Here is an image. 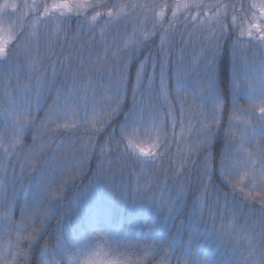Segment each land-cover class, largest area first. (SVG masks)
<instances>
[{"label":"snow or ice","instance_id":"snow-or-ice-1","mask_svg":"<svg viewBox=\"0 0 264 264\" xmlns=\"http://www.w3.org/2000/svg\"><path fill=\"white\" fill-rule=\"evenodd\" d=\"M170 7V5H168ZM134 7L148 8L152 10L151 5L137 4ZM192 5L185 4L184 9L189 12L188 16L184 17L185 23H188L191 19L192 25L195 26L197 21L206 23L207 20H201L203 17H208L207 12H203L199 15H193L190 11ZM195 7L206 8L209 5L203 3H197ZM216 8H223L225 11L224 20L225 23L220 24L219 20L217 24L212 25L207 31L203 33L207 39V44L203 49V55L197 62V68L199 74L197 75L199 89V98L202 101V105L205 109H208V127L204 129L201 136L204 137L203 142L199 147L190 149L189 154L184 156L181 152V156L185 159V166H182L180 171H177L174 167H171L173 173L172 176H168V169L164 170L165 180L164 185L169 189L168 196L165 200L163 192L158 198L153 191V182L151 179L144 185L140 184V179H144L143 176L136 180V187L133 189L132 194L122 193L119 197L115 193V171L111 168V163L120 160V171L124 170V161L133 160L135 153H139L136 157L139 160L141 157L151 159L153 163L156 162L157 157L163 161V156L171 151L168 146V140L166 138L167 120L164 121L163 131L165 132V138L161 141L159 138L149 147H144L140 144L137 137L141 135L140 128L145 121H156L159 119L158 114L153 115L148 106L138 108L135 97L133 107L124 112V119L119 126V139H117L116 130L109 134L108 139L105 141L107 145H114L105 151V145L100 146V152L98 159L100 160L98 168L91 169L93 179L89 183L82 186L81 196L75 199H65V195L56 196L57 192H60L59 188H54L52 181L56 180V173L64 174L66 168V162L58 157L55 150L51 148L49 143L44 142V137L59 134L58 131L50 133L48 125L55 123L50 120L51 115H55L59 119V114L54 109L59 108L64 110L71 105L79 107L81 97H87V87L78 88L77 83L81 85L85 84V75L90 71L92 74L100 70L108 71L107 65L112 63L115 71L116 68H120L121 65L126 67L123 57L126 55L128 60L131 61L134 55L138 56L142 51V48L146 46L141 43L134 50L129 51L125 46L123 49L119 47L118 41L113 39L112 45H116L115 50L110 46L107 37L111 35V31L114 28L113 16L117 13L118 6L109 0H52L51 3L48 0H33L31 4H28L25 0L24 3H4L0 4V82L6 81L5 90L2 96H0V105H3V135H0V161L7 160V164L4 167V178L6 183H12L13 185L19 184L22 181H27L31 185V199L37 202V206L43 209L42 212L37 213L32 211V222L27 223L28 213L32 210V204L20 205L23 208L22 224L20 226H14L16 231H22L29 233V229L32 231L28 234L27 245L31 246L34 241L39 239V229L43 228L44 222H46L51 215L52 203H61L65 207V215L72 216L78 214L84 202L87 200L88 193L97 184H103L112 195L113 199H118L121 204H149L157 212L158 215H163L166 219H175L177 209L182 208L186 203V198L190 197L192 200V210L188 213L191 217V224L186 229V238L181 236L180 244L177 246L176 237L179 232L171 234L170 239L161 238L159 240L153 239L151 242L145 240L143 244L137 242L135 245L136 251H142L147 254L151 253L154 258L161 251L164 252V259L167 260L175 251H180L181 255L177 257V264H215L213 258L208 256L207 258L197 257L195 262L188 259L192 254L194 246H200L204 243L216 242L223 244L225 247L231 245L233 249V256L235 250L241 245H245L244 251L248 253L247 256L241 255L240 260H229L228 264H264V154L260 157V171L257 174L253 171L249 174L247 171L240 174L241 163H238L240 158L237 156V152H248L244 146L245 144L251 145L252 139L256 133L253 130L252 135H248V128H255L254 125H250L249 122H243L245 124L244 132L241 133L239 139L235 132L231 130V126L225 130L224 133V149L219 155V172L223 180V189H231L232 195H239L244 193L245 187H248V192L244 195L242 202H236L233 200L231 209L229 211V195L228 191H221V195L224 199V207H219V197L216 200L218 212L212 216V224L209 226L204 220L203 215H197L196 209L200 207V187L204 186L205 202L207 200V184L212 183L211 177L207 181L203 179V174L209 171V161L206 156L208 147L210 146L209 137L215 138L212 132L213 126L223 127L222 122L218 119L216 112L217 108L221 105L220 95L216 86V58L217 55L225 49L226 44L230 41L232 62H233V92L237 98V103L234 104V110L236 112L244 111L251 112L253 115L256 111L253 101L256 93L246 86L245 81L248 76L249 66L247 63L238 65L237 58L235 57L236 45L239 43L245 49L255 48L260 52H264V0H260L259 5L255 2L248 3L247 0H242L237 3H224L215 5ZM232 9V19L228 21L227 12L228 8ZM11 9V11H9ZM27 9V11H24ZM258 9V11H257ZM102 10H106L102 11ZM19 15H16V14ZM242 13V15H241ZM155 15H160L155 13ZM15 16V20L10 19V28L6 34L2 27L5 17L11 18ZM153 19L152 17H146L147 20ZM172 19H177V12L172 11ZM239 20V24L236 21ZM101 21L104 22V26H101ZM75 25V28L72 26ZM100 27V34L97 36L96 28ZM157 28L161 33L160 48L164 49L167 34L170 29H173L171 21L169 22V28H164L163 21L156 24L153 20L152 35L156 34ZM87 29L88 35L92 36V41L89 43V50H96V59L93 60L92 56L88 57L87 62L81 60L79 66L76 69H72L71 66L65 69V76L68 77V73L71 72L72 83L65 85L64 89L56 87L57 68L55 64L52 65V80H48L47 67L43 64L39 56L40 42L42 39H46L51 47V39L56 37L59 42L60 34L63 33L64 40H69L68 33H74L72 42H75L76 38L85 33ZM238 30V34L237 33ZM35 44V47L33 45ZM101 50L103 55H101ZM171 53V48L168 49ZM152 59L155 65V60L151 54L145 58V61L140 62V67L136 71L137 83L133 87L134 93L143 89L141 92V100L144 99V94L147 92H153V84L155 74H148L146 69V61ZM71 60V58H69ZM60 65L64 67V61H60ZM89 65L91 68L89 69ZM26 67V71H23ZM15 69L16 83L13 85L12 74ZM43 69V82L49 88H56V95L53 97V104L49 106L43 118H39V126L33 128L37 124V117L33 115V106L25 99L24 102H19L18 98L21 94L25 97L28 96V88L21 85L20 76L24 74L29 80V84L33 78L40 81V71ZM261 71L264 72V61H262ZM173 73L171 67V61H169V78ZM120 76L128 81L129 77L124 75L123 70L120 71ZM143 77H147L148 84L143 83ZM190 78V77H189ZM91 75H88L87 85H91ZM181 81L177 79V84ZM170 86V85H169ZM119 81H117V98H119ZM9 88L12 89L9 92ZM165 89V72L164 63L161 61L160 71V90ZM179 90V89H178ZM194 95L196 89L193 90ZM248 93H251L248 95ZM247 95L248 108H244L239 104V100ZM262 106H259V117L256 119L259 121V128L261 130V151L264 153V79L261 80V87L259 90ZM39 96V93H37ZM63 97V100H61ZM111 99V98H109ZM111 108V105H108ZM224 109V105H223ZM120 111V106L117 104L115 108L108 113L109 119ZM75 114V113H74ZM66 120V117H65ZM87 121L85 120V123ZM67 126V125H65ZM59 125H56L57 130ZM28 130L33 132L32 143L25 146L22 142L21 133H25ZM11 133V134H9ZM200 139V137H198ZM133 141H136L135 143ZM51 143H59L54 139ZM89 145L92 146L93 152H95V144L91 138L88 139L87 144H82L84 148V156L88 155L87 149ZM123 146V152L121 147ZM235 149V151H234ZM131 150V152H129ZM192 151H195L196 156L193 158ZM23 153L26 163H21L19 156ZM52 153V155H49ZM110 154V162L108 168H105L104 162L101 159L105 155ZM254 150L248 152V159L243 160V166L246 168L248 163L255 164L252 160ZM34 161L35 163H31ZM188 161H192L191 167L198 173L196 176V183L192 182L191 174L185 177V170ZM20 163L21 171L20 175L16 174L15 164ZM82 163V161H81ZM216 158L212 159V171L216 170ZM202 167H197V165ZM12 168L11 178L8 175V168ZM29 168L31 171L25 175L24 169ZM75 171V169H74ZM81 171H76V174L72 177L73 180L80 177ZM133 171L130 176H135ZM239 176L241 180L245 177L248 178L249 183L244 187H240L238 192L236 190L235 178ZM155 179L159 181L160 177L156 176ZM217 188L220 185H216ZM8 198H5V204H7ZM45 202L47 206H45ZM259 202L260 208V220L257 224L253 225L247 217L255 215L253 211V205ZM211 211V209H209ZM216 215L222 216V223L217 225L215 223ZM40 220L41 224L37 226L36 221ZM241 221H244L241 223ZM183 225V219L180 221ZM201 225H204L202 228ZM9 226H13V222L9 220ZM146 227H153L152 225H146ZM257 227L259 231L257 232ZM99 223H92L87 225L81 230L75 229L70 223H61L56 236L57 245L53 246L51 253L48 251V244L43 247L42 256H48L49 259L41 261L37 260V264H62V260H58L57 256H62L65 253H71L76 255L81 249L88 250L92 248H98L95 254L99 256L103 251V247L107 246V253L117 257H124L130 254L129 250L133 248L131 241L127 239V233L118 232L109 228V231L104 235H98L97 233L103 231ZM21 237L16 238L15 247L18 249L24 247L20 243ZM127 241V242H126ZM167 244V248H165ZM114 245V246H113ZM123 249V251H121ZM14 259L9 261L4 255L0 254V264H26V258L29 255L28 252L17 251L12 254ZM87 264H143V262H133L127 259H102L92 261L89 260Z\"/></svg>","mask_w":264,"mask_h":264},{"label":"trees","instance_id":"trees-1","mask_svg":"<svg viewBox=\"0 0 264 264\" xmlns=\"http://www.w3.org/2000/svg\"><path fill=\"white\" fill-rule=\"evenodd\" d=\"M159 1H157L158 4H156L157 5L156 9L160 7H164L165 19L163 17L162 20L164 28H169L170 21L174 28V31L173 29H170L167 34L164 49L160 48L161 33L157 28L156 34L152 35L151 32L149 37L143 42V44H145L146 46L142 48V51L139 53L138 56L134 55L131 61L128 60L126 55L123 57L125 64L127 65L126 67L121 65L120 68L118 69L116 68L115 71H112L114 65L112 63H109L107 65V68L109 69L108 71L100 70L98 71L100 74H97L98 72L92 74L89 71L85 75V83H87L88 75H91V81L97 87L96 93L101 94V95H96L98 97L97 103L101 105L99 107H101L103 110H107V112L109 113L112 110V108H115L116 105L118 104L120 106V111L115 115H113L110 119L109 118L105 119V123L102 127H97L96 129L93 130L89 129L85 131L83 142L84 144H87L88 139L91 138L93 144H95V152H93L92 146L89 145L87 149L88 152L87 156L84 157L80 156L76 161H74V158L68 157L67 159L68 163L66 162L67 165L64 174L57 172L56 180L51 182L54 188L60 189V192H57L55 194L56 196H60L64 194L65 199L68 198L75 199L77 197H80L82 186L89 183V181L93 179L90 170L94 168H98L99 166L100 160L98 159V157L100 152V146L102 144L105 145L106 153L108 152V149L110 147L114 146V145L105 144V141L108 139L109 134L113 132V129L116 130L117 139H119V126L121 124V121L124 119L123 113L128 112L133 107L134 97L136 104L137 105L139 104V99H140L139 92L141 93L144 91L143 89L136 91L135 93L133 91V87L137 83L136 71L140 67V62L145 61V58L149 56V54H151L152 58L155 60V68H153L154 66L153 60L149 59L146 61V69L148 74H150V70L153 68L156 74L159 73V71L161 70L160 68V64L162 61L161 52L163 50L168 51V49L171 48V53L168 54L175 55L177 54L180 48H183L184 37L186 35H183L182 33L180 38L178 37L180 35L179 31H181L180 28L185 20L181 21V18L179 19L178 17L175 20L172 19L171 9L175 6V4H172L170 0H163L162 2L161 0ZM210 1L215 2V4L212 6V9L210 10L215 11L216 13L219 14V19L221 21V24L225 23L224 20L225 11L223 8H219V9L216 8L215 5L224 4V3L239 4L240 2H242V0H208V2ZM109 2L110 4L114 3V0H109ZM247 2L248 3L255 2L257 5H259L260 0H247ZM186 4L191 5L189 1ZM168 5H170V7ZM195 5L196 4H192V7L190 9L193 15H196V12L199 13L204 12L203 11L204 8L201 9L195 7ZM102 11L106 12V10H102ZM227 12L229 13L228 21L230 22L232 19L231 16L232 9L229 7ZM187 14H189L188 11ZM189 21H188V28L192 26V22ZM239 22H240L239 20L236 21L237 24H239ZM199 27L196 28L201 31ZM236 34H238V30ZM198 36L201 37L200 39L201 42L203 41L207 42V39L205 37L203 38L201 34ZM109 43L111 44V41H109ZM33 47H35V44L33 45ZM136 47L137 46H129L127 48L129 51H131L134 50ZM76 51L77 52L75 53H72V51L68 52V58L64 60L65 64L64 67L62 68V72H64V74H65V69L69 68V66H71L72 69H76L79 66L81 60L87 62L89 55L92 56L93 60L96 59L95 49L92 50L93 51L92 54H88V53L84 54L85 47H81ZM101 53H103L102 50ZM185 53H187V51H185ZM242 55L246 58V61L248 63L251 62L258 63L261 57H263L264 60V52H260L255 48H248L247 51L245 52L244 47L239 43H237L236 51H235V57L237 58L238 61L237 66H239L242 63V59H241ZM39 56L42 62L44 63L48 62V40L46 39H42L40 42ZM69 58H71V60H69ZM170 61H171V67H173L172 60ZM90 68L91 65H89V69ZM172 69H173V73L171 75V78H169V62H168L166 65L165 76L167 79V84L170 85L169 99H171L174 102V97L176 96V93H178L179 98L181 100L185 96H187L192 99L190 103H193V99L195 98L193 90L196 89V93L197 94L199 93V89L197 88V85L199 83L198 80L189 79V81H187L186 83L181 82L180 84H177L175 83L176 68H172ZM121 70H123L125 76L129 77V80L125 81L123 78L119 79V85L122 84V87L121 86L119 87L121 89L119 98L111 97V101H114V104L112 103L111 108H109L107 105V101L105 100L103 95V89H105V86H110V82H111V80L109 79L110 75L114 73L113 75V80H114V76H116ZM178 70L179 71L185 70L187 72L186 66L179 67ZM23 71H26V67L24 70H22V72ZM14 74H15V69H13L12 78H14ZM216 74H217L216 86L221 100V105L218 107L219 110L218 119L222 122L223 127H219L218 125L212 127L213 128L212 132L216 135L215 138L209 137L210 146L208 147V151L206 153V156L209 161V171L208 173L203 174V179L207 181L209 177H211L212 183L206 185L207 187L206 202L204 196L205 187L204 186L200 187V198H199L200 207L196 209V214L197 215L202 214L204 220L207 222L209 226L212 224L213 214L219 211L216 204V200L218 197L220 200L219 207L221 209L224 207V199L223 196L221 195L222 190L228 191L230 193L229 211L231 209V204L233 200H235L236 202H242L244 199V195L249 190L248 187H245L244 193L233 196L231 194L232 193L231 189H223V180L219 172V155L224 149L223 137L225 130L231 126V130L235 132L237 139H239L241 133L244 132L245 127H239L238 120L239 119L242 120L247 118L248 116H252L251 112H244V111L236 112L234 110V104L237 103V98L232 88L233 62H232L230 41L226 44L225 49L222 50L217 55ZM70 76H71V72L68 73V77ZM62 77L58 78L56 82L57 88H60V84L62 88L64 83L66 85L72 83L71 79H69L65 75L63 78ZM143 83L145 85L148 84L147 77H143ZM113 84L114 86L112 87ZM5 85L4 86L0 85V96H2L4 93ZM21 85L23 84L21 83ZM23 86L28 88V95L31 93H33L34 95H36V93H39V96L35 101V103L27 100L33 106V115L37 117V124L33 126V128H35L39 126V118H43L49 106L53 104V97L56 95V88H49L45 83H42V85L40 86L33 81H31V84L26 83ZM114 87L115 88L117 87V81L116 83L112 81L110 89L112 90ZM8 90L9 92L12 91V90L10 91V88ZM146 94H150V92H147ZM18 100L19 102H24V100H22L21 98H18ZM61 100H63V97H61ZM238 102L244 108L249 107L247 103V95H245L244 98H241ZM223 105H224V109H223ZM88 107L91 109L92 105L88 104ZM3 120H4L3 105H0V135H3V127H4ZM248 122H252V120H248ZM52 128H53L52 132L58 131L59 134H55L53 137L50 138V140L52 141L54 139L59 143L64 138L65 139L67 138L69 140H74V138L80 137V135L84 132V131L78 132L76 133L78 137H73L69 132H66L65 130H60V129L57 130L56 127H52ZM32 137H33V132L31 130H28L25 133H21L22 142L25 144L26 147L27 145H30L32 143ZM44 142L49 143L48 136L44 137ZM59 143L50 142L49 144L52 147L58 145ZM244 147L248 149V152H252L254 150V155L252 156V160L255 161V164L253 165L252 163H248L247 167L245 168L243 166L242 161L248 159V152H244V151L237 152L236 154L240 158V160H238V163H241L240 174L243 175L245 171H247L249 174L255 171L258 174L260 171V157L262 154H264L261 151V136L252 139L251 145L245 144ZM170 149L171 151L163 156L162 162L160 157H157L155 163H153L152 160L148 161L149 162L148 169H147L148 162H145L142 158H140L139 160L136 159V157L139 155L138 152L135 153V155L133 156V160L123 162L125 165L123 172L120 171L121 168L120 160L111 163V168L115 171L114 179H115L116 196L119 197L122 193L125 192L131 195L133 189H135L136 187V183H135L136 180L140 179V177L143 176L144 179H140V184L144 185L148 182L149 179H151L153 182V191L155 192L156 196L159 198L161 196V193L163 192L166 200L169 193V189L171 188V184H169L168 187H165L164 170L168 169V176H172L175 174L172 172L171 167H174L177 171H180L182 169V166H185V159L183 156H181V152L184 153V156H187L190 151V150L187 151L182 150L175 154L174 148L172 146H170ZM0 151H2V149H0ZM121 151L123 152V146L121 147ZM129 152H131V150H129ZM192 156L193 158H195L196 156L195 151H192ZM213 157L216 158V162H217L215 166L216 170L214 173L212 171V164H211ZM19 159L21 163H26V161L24 160L23 153L20 154ZM101 159L104 162L105 168H108L110 162V154L105 155ZM31 163L34 164L35 162L32 161ZM6 164H7L6 159L0 161V243L2 244L4 239H8L7 247L11 254L17 251L28 252L29 255L26 258V264H37L38 259H40L41 261L49 259L48 256H42L43 247L47 243L49 246L48 247L49 253L52 252L53 246H56L57 248L59 247L57 245L56 236L61 223H70L77 230H81L85 228L87 225L92 223H99L102 227H104L103 231L97 233L98 235L101 236L104 235L106 232H108L109 228L114 229L118 232L127 233V239L132 242L133 248L129 250L130 254L124 257H120V259H127L133 262H143V264H177V257L181 255L180 251H175L167 260H165L164 259L165 254L163 251H161L158 255H156L153 258L151 253L147 254L146 256L144 252L136 251L135 245L137 242L143 244L145 240L151 242L153 239H157V240L161 238L170 239L172 233L179 232V235L176 237L177 246H179L181 236L186 238L187 235L186 229L191 224V217L188 215V213L192 210L193 205L190 197L186 198V203L182 208L177 209L175 219L173 220V219H166L165 217H163L162 214L158 215L157 212L153 209V207H151L149 204H139V203L136 205L121 204L118 201V199L112 198L109 189L105 185L97 184L88 193L86 202H84L81 211L76 215L66 216L65 207L63 204L52 203L51 215L49 216L48 220L44 222L43 228L42 229L38 228L39 231L38 241H34L31 246H26L28 234L32 231V229H29V233H24L22 231H16L14 227V226H20L21 229L23 227L22 224L23 208L20 207V205H24V204L33 205L32 210L28 213L27 223L32 222L33 219L32 211L40 213L43 211V209L37 206V202L32 201L31 185L26 180L16 185H13L10 182L6 183L4 178V171H3ZM191 164L192 161H188L185 170V177H188L189 174H191L192 182L195 184L196 176L198 173L191 167ZM154 167L157 170L152 171V168ZM197 167L198 168L202 167V165L198 164ZM76 168L82 169V174L80 175L79 178L73 180L72 177L76 174V172H74V169L76 170ZM15 171L17 175H20V171H21L20 163L15 164ZM30 171L31 170L26 167L24 169L25 175H27ZM133 171L136 173V175L130 176V173ZM11 174H12V168L9 167L8 168L9 178H11ZM156 176L160 177L159 181L155 179ZM235 182H236V190L238 192L240 187H244L246 184L249 183V180L247 177L241 180L240 177L237 176L235 178ZM216 185H220V187L217 188ZM6 197L8 198L7 204H5ZM47 203L48 202H45V206H47ZM252 207H253V211L255 212V215L249 216L247 217V219L253 225H255L260 220V213L258 211V209L260 208L259 202L255 203ZM209 209H211V211ZM182 219H183V225L180 224V221ZM9 220L13 222V226H9ZM243 222L244 221H241V223ZM215 223L217 225L222 223L221 215H216ZM36 224L37 226H39L41 224V221L37 220ZM146 225H152L153 227L149 228L146 227ZM201 227L203 228L204 225H201ZM258 231L259 229L257 227V232ZM18 236L21 237L20 243L22 246H24L20 249L15 247L16 238ZM164 246L165 248H167V244H165ZM244 248L245 245H241L239 248L235 250V255L233 256V249L231 245L225 247L223 244H218L216 242L204 243L200 246H194L192 249V254L188 257V259L195 262L197 260V257L207 258L208 256H210L211 258L214 259L215 264H228L229 260H233L235 262L240 260L241 255L247 256L248 253L244 251ZM103 249L107 251V246H104ZM83 250L84 249H81L80 251ZM121 251H123V249H121ZM70 256H72L71 253H65L62 256H57V259L62 260L63 262L65 257L68 258Z\"/></svg>","mask_w":264,"mask_h":264},{"label":"rangeland","instance_id":"rangeland-1","mask_svg":"<svg viewBox=\"0 0 264 264\" xmlns=\"http://www.w3.org/2000/svg\"><path fill=\"white\" fill-rule=\"evenodd\" d=\"M159 1V0H157ZM156 0H114V4L118 6L117 13H114L113 16V25L114 28L111 31V35L107 37L108 42L112 41L113 39L118 41L119 47L124 48L129 46H139L140 43H143L151 34L153 31V20L158 25L161 20H163V17L165 19V12L164 7H160L158 9L157 5L158 2ZM163 0H161L162 2ZM189 1V3L197 4V3H203L205 5L209 4V7L204 8L203 11L207 12L209 15L208 17H203L201 15V20H207L206 23H201V21H197L195 26H190L188 28V23L182 24L179 31V37L183 33V35H186L184 37L183 42V48H180L175 55L168 54V51L163 50L161 53V60L164 63V72L166 70L167 63L172 60V68H176L175 70V78L177 83V79H179L181 82L186 83L189 81V79L195 80L197 79V75L199 74V69L197 68V62L200 59V57L203 55V49L206 46L205 41L201 42V37L198 35H202L204 38L205 36L203 33L207 31L209 28L212 27V25L217 24V21L219 19V14L215 11H211L212 6L215 4L214 1L208 2V0H170L172 4H175V6L171 9V11L175 10L177 12V17L181 21L184 20L185 16H188L187 11L184 9V5ZM25 0H0V4L4 3H24ZM28 4H31L33 0H26ZM49 3L52 2V0H48ZM160 2V1H159ZM155 3V4H154ZM151 5L152 10H149L148 8H137L134 7L135 5ZM197 10V9H196ZM11 11V9H9ZM24 11H27L25 9ZM155 13H159L160 15H155ZM202 13L196 12V15H199ZM16 15H19L18 13ZM146 17H152L153 19L147 20L145 23ZM15 16L8 18L5 17L3 20L2 27L4 29V33L6 34L7 31L10 28V19L15 20ZM190 20V19H189ZM191 21V20H190ZM189 21V22H190ZM219 23L221 24V21L219 19ZM199 25V26H197ZM104 26V22L101 21V26ZM75 28V25L72 26ZM100 27L96 28V34L99 36L100 34ZM196 27H199L197 29ZM196 32V34H195ZM64 34H60L59 42H57V39L55 36L51 39V47H49L48 42V62L43 64L47 67V75L48 80H52V65L55 64L57 68V78L64 77V72H62V67L60 65L61 60H65L68 58V52L72 51V53L77 52L81 47H85V53L84 54H92L93 51L89 50V42L92 41V36L88 35L87 29L85 30V33L83 35H80L79 38L75 39V42H72V39L74 37V33L69 32V40H64L63 38ZM202 38V39H203ZM192 39V41H191ZM205 40V39H204ZM110 44V43H109ZM87 45V46H84ZM112 44H110L111 46ZM113 50L116 48V45L111 46ZM73 49V50H72ZM187 51V53H185ZM101 55L103 53H100ZM90 56V55H89ZM74 58V57H73ZM75 59V58H74ZM242 63L239 65L241 66L244 63H247L249 66L248 70V76L245 81V84L247 87H249L252 92L256 93L255 99L253 101V105L256 108V111L254 115L248 116L245 119H239L238 124L239 127H245V124L243 122L248 120H252V122H249L250 125H254L255 128L252 127L248 128V135L251 136L253 130L255 131L256 135L253 139L260 137V128H259V121L256 119V117H259V106H262V101L260 99L259 90L261 87V80L264 79V72L261 71V65L263 57L259 60L258 63H248L246 61V58L242 55L241 57ZM65 64V62H64ZM186 66L187 72L185 70H178L179 67ZM155 68V65L153 66ZM150 70V74H155L154 69ZM161 68V64H160ZM118 69V68H117ZM161 71V70H160ZM160 71L159 73L155 74L154 84L153 88L154 91L150 92V94H144V99L141 100V93L139 104L137 105L138 108L148 106L149 111L156 115L158 114L159 119L156 121H145V123L140 128V133L137 137V140H139L140 144L144 147H149L151 144L155 143L157 139L159 138L161 141L165 138V132L163 131L164 127V121L167 120V128H166V138L168 140L169 147L172 146L174 148V153H178L182 150H190L191 148L197 147L201 145V143L204 140V137L201 136V133L204 131L206 127H208V109H205L202 105V101L200 98H198V94H195V98L193 99V103L191 102V98L185 96L182 100L179 98V94L176 93V96L174 97V102L169 99V85L167 84V79L165 76V89L163 91L160 90ZM178 72V74H177ZM97 74H100L99 72ZM110 75L109 79L111 80L110 86L112 84V81L116 83V81H119L120 78V72L114 76ZM166 75V72H165ZM62 77V78H63ZM190 77V78H189ZM26 78V80H25ZM108 79V81H109ZM13 80V85H15V74ZM63 80V79H62ZM33 82H36L37 85H42L43 82V69L40 71V81L38 82L36 78L32 79ZM20 82L24 85L26 83H29L28 78L26 75L21 74L20 76ZM6 84V81L0 82V85L4 86ZM65 83L61 88V90L64 89ZM110 86H105V89H103V95L105 100L107 101V105L114 104V101H111V97L116 98L117 97V87L110 89ZM114 84L112 85V87ZM122 87V84H120ZM78 88H84L87 87V97L84 98L81 97L79 107H76L75 105H71L68 108L61 110L59 108L54 109L55 112L59 114V119L56 118L55 115H51L49 117L50 120L54 121L55 123H50L48 125V131L50 133L52 132V127H56V125H59L60 130H65L66 132H69L71 136L78 137L76 133L84 131L80 137L74 138V140L69 139H63L58 145L52 146L51 148L55 150V153L58 157H62L65 162H67L68 157L74 158V161H76L80 156L84 157V148L82 147L83 137L85 135L86 130H93L97 127H102L105 123V119H108V112L107 110H103L100 104L97 103V96L101 95L97 92V87L93 82H91V85L88 86L87 83L81 85L80 83H77ZM12 89L10 88V91ZM120 88H119V94H120ZM101 91V90H99ZM32 92V91H30ZM251 93H248L250 95ZM19 98L25 101L27 99L28 101H32L35 103L38 96L37 93L34 95L33 93L29 94L27 97L24 95H20ZM89 105H92V108L90 109L88 107ZM218 110V108H217ZM75 113V114H74ZM217 117L219 116V110L216 112ZM66 117V120H65ZM252 117V118H251ZM85 120L87 121L85 123ZM237 121V120H236ZM67 125V126H65ZM50 127V129H49ZM215 127V126H213ZM213 130V128H212ZM59 133V132H58ZM54 135L48 136L49 143L51 142L50 138ZM200 137V139H198ZM134 143L136 141H133ZM52 155V153H50ZM179 155V154H178ZM177 155V156H178ZM145 162L150 161L151 159L143 158L141 157ZM68 163V162H67ZM66 163V165H67ZM149 167V162L147 164V169ZM153 170H157L155 167L152 168ZM76 171H81V169L76 168ZM8 239H4L3 243H0V254L4 255L9 261H12L14 259L13 255L10 253L8 247ZM99 251L98 248H92L88 250L78 251L76 255H72L70 257H65L62 264H87L89 260L96 261V260H102L105 258L108 259H120V257L113 256L111 254L105 255L107 253L106 250L103 249L101 254L97 256L95 253Z\"/></svg>","mask_w":264,"mask_h":264}]
</instances>
